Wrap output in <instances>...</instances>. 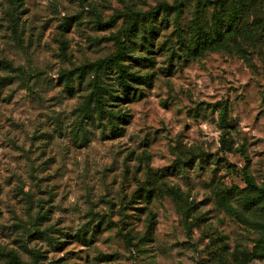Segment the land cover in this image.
<instances>
[{"label":"rangeland","instance_id":"1","mask_svg":"<svg viewBox=\"0 0 264 264\" xmlns=\"http://www.w3.org/2000/svg\"><path fill=\"white\" fill-rule=\"evenodd\" d=\"M177 2L0 0V264H264L226 201L264 187V0ZM120 43L149 82L81 145L70 75Z\"/></svg>","mask_w":264,"mask_h":264},{"label":"trees","instance_id":"2","mask_svg":"<svg viewBox=\"0 0 264 264\" xmlns=\"http://www.w3.org/2000/svg\"><path fill=\"white\" fill-rule=\"evenodd\" d=\"M183 12V0H178L177 4L167 7L164 15L167 19ZM161 9L143 15L146 18L156 19L160 16ZM130 31L137 29L136 24L130 26ZM127 47L119 44L116 55L101 59L95 63L86 65L75 74L80 86L85 84V90L89 92L84 96V101L75 111L76 121L73 124L72 132L76 140H80L81 145L87 144L91 128L97 123L103 125L104 130L108 128L111 137L118 138L123 133L122 125L125 124V115L114 110L118 96L115 89L114 79L124 93H127L130 82L148 84V78H139L129 74L125 66ZM1 65V63H0ZM68 83L73 86L72 77L68 78ZM245 187L232 186L226 194V201L233 208L234 217L258 235V240L253 248L252 259L264 260V187L258 186L253 177L244 169Z\"/></svg>","mask_w":264,"mask_h":264}]
</instances>
